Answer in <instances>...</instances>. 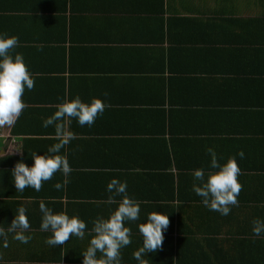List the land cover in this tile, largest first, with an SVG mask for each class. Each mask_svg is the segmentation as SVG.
<instances>
[{
	"label": "crops",
	"instance_id": "obj_1",
	"mask_svg": "<svg viewBox=\"0 0 264 264\" xmlns=\"http://www.w3.org/2000/svg\"><path fill=\"white\" fill-rule=\"evenodd\" d=\"M0 32L19 37L13 55L23 54L35 79L18 134L4 127L0 141V155L20 158L0 173V228L24 206L32 238L9 234L6 248L0 239V264H82L92 221L117 207L107 203L113 178L141 208L126 224L132 243L121 264H138V224L154 211L170 223L147 264H264V235L252 233V221L264 219V0H0ZM76 96L107 107L91 128L69 125L75 138L61 154L70 183L57 190V172L39 192L17 191L11 170L20 160L31 167L33 152L58 142L43 121ZM208 148L221 164L245 153L236 156L239 204L227 216L192 190L194 169L214 171ZM41 202L84 220L85 238L48 246Z\"/></svg>",
	"mask_w": 264,
	"mask_h": 264
},
{
	"label": "clouds",
	"instance_id": "obj_2",
	"mask_svg": "<svg viewBox=\"0 0 264 264\" xmlns=\"http://www.w3.org/2000/svg\"><path fill=\"white\" fill-rule=\"evenodd\" d=\"M18 46L19 37L0 32V128H11L15 125L27 106L22 99L25 91H31L35 87V79L23 54L13 55V50ZM106 107V103L100 98L84 102L80 96L60 103L54 114L42 124L44 128H55L58 142L49 146L45 155L33 152L31 158L34 163L31 167L23 160L15 164L11 170V178L16 190L23 192L25 188H32L39 192L42 184L51 180L57 172L64 179L54 187L57 190L64 189L70 183L72 168L67 156L61 152L75 138L74 133L69 130L71 121L75 120L81 127L91 128L97 118L104 114ZM207 152L211 158L209 167L214 171L206 173L203 168L194 169L192 190L209 211L227 216L231 208L239 204L238 196L242 184L238 178L242 175V170L236 156L243 160L245 153L240 151L221 164L213 148H208ZM127 187L126 181L121 182L117 178L111 179L107 184L106 190L110 194L107 203H117V207L107 218L98 216L92 221V227L88 231L91 239L87 249L81 254L82 264H121V250L132 243L131 229L126 224L139 221L141 212L140 203L128 195ZM116 197L121 199L117 202ZM39 210L42 213L41 231L51 233L45 240L48 246H62L72 237L85 238L87 224L79 216H69L66 212L54 213L44 202L40 203ZM169 223V215L154 211L147 214L145 222L138 224L143 241L142 247L133 253L138 264H147L144 257L148 253L162 250L164 232ZM30 228L26 208L21 206L8 228H0L3 247H8L9 234L20 243H29L32 237L26 233ZM252 233L257 237L264 235V219L257 218L252 221Z\"/></svg>",
	"mask_w": 264,
	"mask_h": 264
},
{
	"label": "trees",
	"instance_id": "obj_3",
	"mask_svg": "<svg viewBox=\"0 0 264 264\" xmlns=\"http://www.w3.org/2000/svg\"><path fill=\"white\" fill-rule=\"evenodd\" d=\"M12 132H13V134H18V129H16V125L13 126ZM64 150H65V148H64ZM19 159H20L19 157H10V156L0 157V168H1L0 173L2 171V168H5L6 166L11 165L12 160H19Z\"/></svg>",
	"mask_w": 264,
	"mask_h": 264
},
{
	"label": "built area",
	"instance_id": "obj_4",
	"mask_svg": "<svg viewBox=\"0 0 264 264\" xmlns=\"http://www.w3.org/2000/svg\"><path fill=\"white\" fill-rule=\"evenodd\" d=\"M7 139V134L5 133L3 128H0V141L6 140Z\"/></svg>",
	"mask_w": 264,
	"mask_h": 264
},
{
	"label": "water",
	"instance_id": "obj_5",
	"mask_svg": "<svg viewBox=\"0 0 264 264\" xmlns=\"http://www.w3.org/2000/svg\"><path fill=\"white\" fill-rule=\"evenodd\" d=\"M10 141H11V139L9 138L8 140H7V142H6V144H5V146L3 147V153H6L7 152V147H8V145H9V143H10Z\"/></svg>",
	"mask_w": 264,
	"mask_h": 264
}]
</instances>
